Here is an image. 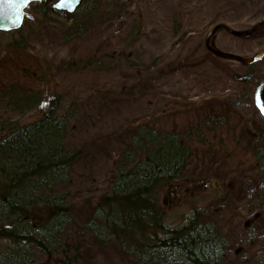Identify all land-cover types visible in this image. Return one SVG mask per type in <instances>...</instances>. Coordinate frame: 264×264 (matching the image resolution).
<instances>
[{"label":"rangeland","instance_id":"rangeland-1","mask_svg":"<svg viewBox=\"0 0 264 264\" xmlns=\"http://www.w3.org/2000/svg\"><path fill=\"white\" fill-rule=\"evenodd\" d=\"M140 1L147 10L145 27L129 42L128 28L118 32L120 24L110 18L78 41H67L37 15L22 25L23 36L0 34V82L39 86L47 99L61 93L71 108L65 144L81 152L68 182L59 186L72 204L69 259L62 261L59 252L51 258L37 254V264H138L116 245L98 243L85 223L133 149L141 123L182 130L203 126L212 115L226 118L216 126L223 138L239 141L228 140V152L222 149L225 139L194 145L182 179L160 190L158 203L171 226L186 224L196 212L215 222L229 240L223 264H261L264 192H256L262 181L252 146L264 139V121L252 104V78L246 77L250 61L264 76V0H175L183 15L178 31L171 25V0ZM67 60L80 63L65 70ZM44 110L20 119L31 122Z\"/></svg>","mask_w":264,"mask_h":264},{"label":"trees","instance_id":"trees-1","mask_svg":"<svg viewBox=\"0 0 264 264\" xmlns=\"http://www.w3.org/2000/svg\"><path fill=\"white\" fill-rule=\"evenodd\" d=\"M56 1L30 4L24 23L30 24L37 15V21L61 32L67 41L99 32L109 18L120 24L118 32L128 28L126 42L134 40L145 27L147 10L140 0H82L74 13L55 10ZM173 2L168 9L171 25L178 31L182 27V7L181 2ZM22 29L0 34L23 36ZM79 63L67 60L61 66L72 70ZM249 66L246 78H252V104L264 121L258 107V97L264 102V76L258 77L252 61ZM43 105L45 110L37 119H20ZM0 110V264H37V254L51 258L58 252L66 262L71 253L66 237L73 220L72 204L59 186L68 182L81 155L65 144L71 108L64 106L61 93L47 99L39 86L18 88L14 83L0 82ZM224 120L223 115H212L205 125L182 130L141 123L132 137L133 149L126 151L111 187L99 197L92 217L85 223L93 238L100 244L116 245L138 264H223L229 240L221 228L212 220H203L197 212L186 224L171 226L165 221L157 196L182 179L194 145L209 146L215 138L218 142L225 139L220 145L228 152L229 141H239L234 136L223 138L216 126ZM258 142L259 138L252 146L256 176L262 181L256 192H264V143ZM248 199L245 203L251 207L254 202Z\"/></svg>","mask_w":264,"mask_h":264},{"label":"snow or ice","instance_id":"snow-or-ice-1","mask_svg":"<svg viewBox=\"0 0 264 264\" xmlns=\"http://www.w3.org/2000/svg\"><path fill=\"white\" fill-rule=\"evenodd\" d=\"M31 0H0V19L7 18L13 26H18L25 16V10L30 5ZM77 0H60L57 8H71ZM258 107L264 113V102L258 97Z\"/></svg>","mask_w":264,"mask_h":264},{"label":"water","instance_id":"water-1","mask_svg":"<svg viewBox=\"0 0 264 264\" xmlns=\"http://www.w3.org/2000/svg\"><path fill=\"white\" fill-rule=\"evenodd\" d=\"M37 1H44V0H31V3L37 2ZM81 1L82 0H77V3L72 5L71 8H57L56 5L58 3H60V0H57L54 3L53 7H54L55 10H58V11H66L68 13H73L79 7ZM24 18H25V16H24ZM24 18L22 19V22L18 26H13L11 24V22L7 18L0 19V31H6L7 32V31H13V30L19 29L22 26L23 22H24Z\"/></svg>","mask_w":264,"mask_h":264},{"label":"bare ground","instance_id":"bare-ground-1","mask_svg":"<svg viewBox=\"0 0 264 264\" xmlns=\"http://www.w3.org/2000/svg\"><path fill=\"white\" fill-rule=\"evenodd\" d=\"M82 2V1H81ZM81 4V3H80ZM54 5V4H53ZM58 11V10H57ZM76 11V10H75ZM64 12H66V11H64ZM66 13H68V12H66ZM74 13V12H73Z\"/></svg>","mask_w":264,"mask_h":264}]
</instances>
